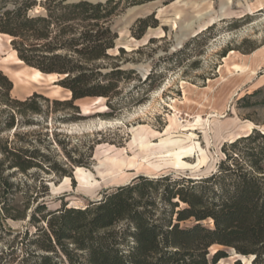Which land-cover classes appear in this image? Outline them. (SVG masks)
<instances>
[{
  "label": "rangeland",
  "instance_id": "rangeland-1",
  "mask_svg": "<svg viewBox=\"0 0 264 264\" xmlns=\"http://www.w3.org/2000/svg\"><path fill=\"white\" fill-rule=\"evenodd\" d=\"M59 1L81 0H29L28 13L47 16L50 7L60 13L65 9L57 5ZM23 3L0 0V15ZM105 5L63 25L68 26L65 37L109 29L115 35L109 56L90 60L73 48L56 51L72 59L69 68L91 75V85L112 84L110 95L101 102H95L96 95H88L61 103L72 98V91L60 83L68 74H47L27 64L14 48L13 36L0 34V70L13 83L9 96L0 86V160H4L3 175L17 184L8 195L9 215L0 221V264H23L27 252L36 249L38 226L46 228L47 223L31 221L33 213L41 218L64 207L85 208L139 175L206 177L220 169L225 150H237V158L245 160L250 148L264 150L261 137L233 150L223 148L254 128L264 132V0H113ZM63 25L52 24L50 34H58ZM49 40L28 41L44 64L53 54L46 48ZM235 64L245 70L233 69ZM34 67L38 76H32L33 89L28 92L24 83L16 81L30 78L27 71ZM117 69L121 73L114 78L104 77ZM26 99L25 104L16 102ZM212 114L217 116L209 117ZM165 136L192 139L179 149L160 146ZM5 148L21 151L25 157L37 155L41 164L27 171L10 168ZM134 157L135 165L128 166ZM125 178L129 181L123 183ZM167 182L147 187L157 201L150 206L154 218L171 215L172 207L162 199ZM217 183L218 179L203 189L208 200L216 197L212 188ZM1 195L0 188V199H4ZM42 204L45 208L35 212ZM195 223L193 217L180 225ZM203 224L213 227L210 219ZM127 225L121 221L114 228L122 230ZM45 239L40 242L46 243ZM131 243L128 239L122 247ZM57 247V259L65 261ZM218 249L228 256L213 263ZM235 251L231 246L212 245L209 264H236L244 255ZM253 258L247 255L240 262L251 264Z\"/></svg>",
  "mask_w": 264,
  "mask_h": 264
},
{
  "label": "trees",
  "instance_id": "trees-1",
  "mask_svg": "<svg viewBox=\"0 0 264 264\" xmlns=\"http://www.w3.org/2000/svg\"><path fill=\"white\" fill-rule=\"evenodd\" d=\"M112 1H59L57 5L64 11L58 13L50 7L47 16H31L28 10L32 3L24 0L23 5L5 10L0 15V33L13 36V46L22 61L43 73L68 74L60 83L72 91V98L61 103H71L88 95L109 96L110 82L91 85V75L69 68L68 62L72 59L56 51L73 48L90 60L109 56L107 51L114 47L115 38L109 29L103 32L87 30L78 37H65L68 26L63 24L90 11H99ZM52 24L63 25L55 36L50 34ZM34 39H51L46 48L53 54L47 64L41 63L32 53L35 49L28 41ZM81 43L82 48L78 47ZM121 50L124 51L123 48ZM117 73H121V69L113 70L104 77L114 78ZM0 86L9 96L13 83L2 70ZM27 101L29 99L16 100L19 104ZM258 131L254 128L248 135L225 143L224 150L226 146L233 150L242 142L253 141L257 137L264 140V132ZM250 149L245 155L249 161L238 159L240 154L237 150H225L226 158L221 162L220 169L206 177L172 179L170 175H139L135 181L106 192L99 202L93 201L85 208L64 207L60 212L50 211L41 218L33 213L31 221L43 219L47 227L38 226L34 241L36 249L27 252L23 264H209V247L215 244L234 247L237 253L244 256L254 255L251 264H264V150ZM4 153L6 160L11 161L10 168L27 171L41 164L34 154L25 157L21 151L8 148L4 149ZM3 162L0 160V188L4 198L0 199V221L9 215L8 195L11 188L17 185L3 175ZM62 169L66 171L65 167ZM217 179L219 184L212 188L216 197L208 200L203 189L207 190L212 185L209 183ZM165 181L168 185L162 199L172 210L169 218L158 219L151 216L150 206H156L157 201L147 187H157ZM181 202L186 206H181ZM43 208L44 204L38 205L35 212ZM193 217L196 220L193 226L181 227L182 221ZM206 219L212 221L213 227L203 224ZM121 221H127V227L115 229ZM42 237L46 238V243L40 242ZM128 239L133 243L123 248L122 244ZM68 243L74 248H69ZM55 244L63 252L65 261L57 259L60 256ZM226 256L227 252L218 249L213 253L212 262L217 263ZM236 264H241L240 260Z\"/></svg>",
  "mask_w": 264,
  "mask_h": 264
},
{
  "label": "bare ground",
  "instance_id": "bare-ground-1",
  "mask_svg": "<svg viewBox=\"0 0 264 264\" xmlns=\"http://www.w3.org/2000/svg\"><path fill=\"white\" fill-rule=\"evenodd\" d=\"M1 34V33H0ZM3 34V33H2ZM233 53H234V51H233ZM248 67V66H247ZM233 69H235V70H242V71H244L245 70V67L244 66H242V65H239V64H235V66L233 67ZM38 73V72H37ZM36 76H38V75H36ZM105 100V98L104 97H97L96 99H95V102H101V101H104ZM175 108V107H174ZM85 110V112L87 113L88 112V109L87 108H85L84 109ZM176 111V110H175ZM218 114V113H217ZM197 116H201L200 114L199 115H197ZM214 116H217L216 114H212V115H209V117H214ZM166 137V136H165ZM186 139H192V137L191 136H189V137H186ZM186 139H176V140H173L172 139V137H170V136H168V137H166V138H162L161 139V142H160V146H163V147H178L179 149H181V148H183V147H181V145L183 144V142L186 140ZM151 144V143H150ZM169 144V145H168ZM185 153H189V154H191V152L190 151H187V152H185ZM180 155H181V153H179ZM127 165L128 166H134L135 165V157L133 158V159H131V160H129V162L127 163ZM133 169V168H132ZM82 171V169L81 168H79L78 167V172H81ZM198 177V176H197ZM199 178V177H198ZM68 179V178H67ZM94 180V179H93ZM129 181V178H125L124 180H123V183H126V182H128ZM237 253V252H236ZM237 255V254H236ZM242 256V255H241ZM241 258H244V256H242ZM238 260H241V259H239L238 258Z\"/></svg>",
  "mask_w": 264,
  "mask_h": 264
},
{
  "label": "crops",
  "instance_id": "crops-1",
  "mask_svg": "<svg viewBox=\"0 0 264 264\" xmlns=\"http://www.w3.org/2000/svg\"><path fill=\"white\" fill-rule=\"evenodd\" d=\"M19 63H22V62H20V59H19ZM27 72H28V75L30 76V78L29 77H22V79L18 78L16 81V84H18V82L22 83V84L24 83V89H26V91H28V92H31V90L33 89V87L31 86V84L33 82L32 76L35 77L37 75L36 73L38 72V70L35 68H32L31 71L28 70ZM55 95H57V94H55Z\"/></svg>",
  "mask_w": 264,
  "mask_h": 264
},
{
  "label": "water",
  "instance_id": "water-1",
  "mask_svg": "<svg viewBox=\"0 0 264 264\" xmlns=\"http://www.w3.org/2000/svg\"><path fill=\"white\" fill-rule=\"evenodd\" d=\"M235 252H236V251H235ZM239 259H241V258H239ZM253 259H254V258H253ZM241 260H242V259H241ZM241 260H240V261H241Z\"/></svg>",
  "mask_w": 264,
  "mask_h": 264
}]
</instances>
